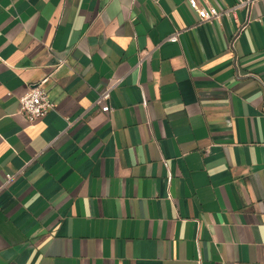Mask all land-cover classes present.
<instances>
[{
    "label": "crops",
    "instance_id": "obj_1",
    "mask_svg": "<svg viewBox=\"0 0 264 264\" xmlns=\"http://www.w3.org/2000/svg\"><path fill=\"white\" fill-rule=\"evenodd\" d=\"M240 1L201 22L188 0H0V264H264V0Z\"/></svg>",
    "mask_w": 264,
    "mask_h": 264
},
{
    "label": "built area",
    "instance_id": "obj_2",
    "mask_svg": "<svg viewBox=\"0 0 264 264\" xmlns=\"http://www.w3.org/2000/svg\"><path fill=\"white\" fill-rule=\"evenodd\" d=\"M253 1L255 0H241L238 6L250 4ZM188 2L198 12L201 22L219 19L221 16V11L218 10V8L214 5H211L209 7L201 6L199 0H188ZM179 33L180 32L174 33L169 37V39L172 41L178 40ZM63 64L64 61L62 60L58 66H61ZM49 76L50 75L44 76L40 81L34 84L27 93L19 98V111L25 114L28 120L31 122L44 117L50 110L55 107L54 101L50 99L47 89L45 88V84L49 80ZM118 82H120V80L105 87L100 92L99 100H110L111 90L113 86ZM102 110L111 111L112 107L109 103H107L102 106ZM11 177V175H8V180L11 179Z\"/></svg>",
    "mask_w": 264,
    "mask_h": 264
}]
</instances>
